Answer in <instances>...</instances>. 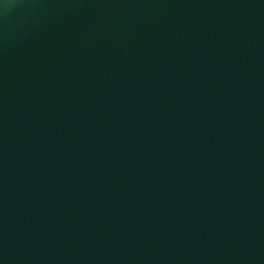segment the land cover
Instances as JSON below:
<instances>
[{"label":"water","instance_id":"95a60500","mask_svg":"<svg viewBox=\"0 0 264 264\" xmlns=\"http://www.w3.org/2000/svg\"><path fill=\"white\" fill-rule=\"evenodd\" d=\"M0 264H264V0H0Z\"/></svg>","mask_w":264,"mask_h":264}]
</instances>
